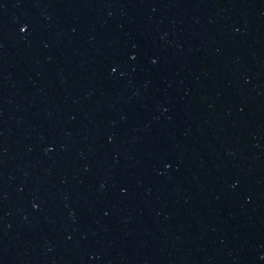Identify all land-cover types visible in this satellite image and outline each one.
Masks as SVG:
<instances>
[{
  "label": "water",
  "instance_id": "water-1",
  "mask_svg": "<svg viewBox=\"0 0 264 264\" xmlns=\"http://www.w3.org/2000/svg\"><path fill=\"white\" fill-rule=\"evenodd\" d=\"M0 264H264V0H0Z\"/></svg>",
  "mask_w": 264,
  "mask_h": 264
}]
</instances>
